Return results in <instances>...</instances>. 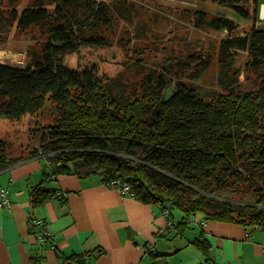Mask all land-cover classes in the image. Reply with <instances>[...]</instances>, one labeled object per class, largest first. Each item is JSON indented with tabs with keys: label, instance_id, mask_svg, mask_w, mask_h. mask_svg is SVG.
Masks as SVG:
<instances>
[{
	"label": "trees",
	"instance_id": "1",
	"mask_svg": "<svg viewBox=\"0 0 264 264\" xmlns=\"http://www.w3.org/2000/svg\"><path fill=\"white\" fill-rule=\"evenodd\" d=\"M203 1L252 24L235 34L232 18L184 5L196 28L226 33L217 45L218 89L201 95L186 80L169 87L160 72L143 75L130 89L120 81L122 74L112 77L94 62L66 63L84 46H110L117 18L132 22L138 12L131 0H38L20 10L0 7V43L14 27L20 34L34 31L39 44L25 64L0 62V119H29L25 132L35 143L29 151L21 143L20 153L13 154L0 137V170L40 156L49 179L99 173L108 185L126 183L137 200L157 205L161 214L167 210L169 220L175 210L182 213L180 223L199 213L204 220L238 223L264 235V26L256 24L262 2ZM137 33L126 35L124 46ZM238 50L246 53L248 78L254 77L250 89L239 79ZM200 51L187 50L183 67L189 77L206 63ZM175 60L166 53L163 66ZM114 86L127 89L125 98L113 95ZM228 190L249 195L236 200L220 194ZM66 194L42 183L29 191L33 205L65 201ZM195 243L206 250L201 240ZM94 253L101 250L66 264H85Z\"/></svg>",
	"mask_w": 264,
	"mask_h": 264
},
{
	"label": "crops",
	"instance_id": "2",
	"mask_svg": "<svg viewBox=\"0 0 264 264\" xmlns=\"http://www.w3.org/2000/svg\"><path fill=\"white\" fill-rule=\"evenodd\" d=\"M43 162L31 155L0 170V186L8 187L11 199L8 208H0V264H66L96 250L101 254L85 264H264L258 228L204 220L199 213L180 223V211H172L169 220L157 205L108 185L99 173L49 179ZM39 183L67 191V198L33 205L29 191ZM32 217L43 220L54 248L36 244Z\"/></svg>",
	"mask_w": 264,
	"mask_h": 264
},
{
	"label": "rangeland",
	"instance_id": "3",
	"mask_svg": "<svg viewBox=\"0 0 264 264\" xmlns=\"http://www.w3.org/2000/svg\"><path fill=\"white\" fill-rule=\"evenodd\" d=\"M38 0H0V7L21 9L29 3ZM114 1V0H113ZM137 5L138 12L132 17V22H125L117 18L116 24L112 26L111 34L108 39L110 46H84L78 55H71L66 63L75 66L77 63L89 64L95 63L101 70L106 71L108 75L115 77L119 73L120 81L125 83L126 87L134 89L131 86L136 81L141 80L143 75L148 73H161L164 82L172 83L186 80L192 83L198 91V94H209L212 90L218 89V77L220 75V63L217 55V45L220 38L226 33L219 32L210 28H196L189 18V15L182 10L184 5H190L191 8L198 7L204 9L209 15L220 14L232 18L237 24L235 34H241L247 30L252 22L243 21L230 9L203 0H131ZM264 2V0H260ZM184 7V8H183ZM261 4L258 9V26H264V19H260ZM138 30L137 39L126 43V35H131L134 30ZM34 31H28L20 34L13 27L7 38L0 43V62L8 64H25L28 60V53L31 49L39 46L35 42ZM199 42L200 45L196 44ZM189 44V45H188ZM129 47V49H128ZM185 48V50L183 49ZM201 50L202 59L205 64L197 67V73L189 77L190 70L184 69L183 64L187 50ZM164 49H167L166 51ZM168 53L170 57L178 59L172 64L163 66V59ZM237 65L242 68L239 76L243 88L253 87L249 79H253L252 74L244 70V62L247 59L246 53L238 50L236 52ZM138 59L139 62H135ZM194 69V68H193ZM248 78V79H247ZM112 93L118 99L125 98L127 89L122 90L120 86H114ZM29 119L24 118L19 123L11 122L7 119H0V137L5 138L8 145H11L10 151L13 154L20 153L19 146L25 144L26 151L32 149L34 142L27 140L25 126L28 129ZM221 195L232 197L236 200H246L248 195L242 191H221ZM178 212V210L173 211Z\"/></svg>",
	"mask_w": 264,
	"mask_h": 264
},
{
	"label": "built area",
	"instance_id": "4",
	"mask_svg": "<svg viewBox=\"0 0 264 264\" xmlns=\"http://www.w3.org/2000/svg\"><path fill=\"white\" fill-rule=\"evenodd\" d=\"M110 186L112 187H118L119 190L123 193H128L130 195H133L132 192H130L129 187L126 183H121L116 181H111L109 183ZM11 205V199L9 196V189L6 186H0V208H8ZM167 210H163L162 215H165ZM30 222L33 223L36 227L34 234H35V242L38 246L44 247L48 246L49 248H54L53 244L50 242L51 241V232L46 229L43 220L32 217L30 219ZM148 248L151 250L152 245H149ZM264 250V248H263Z\"/></svg>",
	"mask_w": 264,
	"mask_h": 264
},
{
	"label": "bare ground",
	"instance_id": "5",
	"mask_svg": "<svg viewBox=\"0 0 264 264\" xmlns=\"http://www.w3.org/2000/svg\"><path fill=\"white\" fill-rule=\"evenodd\" d=\"M260 15H261L262 17H264V2L261 3ZM1 63H3V62H1Z\"/></svg>",
	"mask_w": 264,
	"mask_h": 264
}]
</instances>
